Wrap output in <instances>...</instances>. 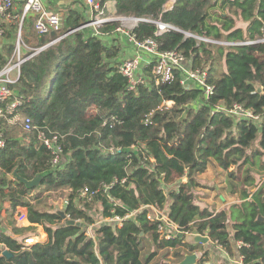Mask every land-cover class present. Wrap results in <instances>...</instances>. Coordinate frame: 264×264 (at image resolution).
<instances>
[{
    "label": "trees",
    "instance_id": "trees-1",
    "mask_svg": "<svg viewBox=\"0 0 264 264\" xmlns=\"http://www.w3.org/2000/svg\"><path fill=\"white\" fill-rule=\"evenodd\" d=\"M108 1L101 0L102 6ZM115 1L118 15L177 27L156 35L155 23L140 21L133 33L139 39L156 38L161 50L178 49L194 68H207L214 93L207 99L203 89L183 85L180 71L172 81L156 85L151 66L145 69L148 82L129 91L118 70L122 46L118 38H105L117 31L119 21L107 22L98 35L88 28L70 33L85 20L83 10L69 9L60 32L36 34L34 49L46 47L22 65L21 111L48 137L57 136L62 159L52 163V152L40 143L37 130L22 129V141L2 120L7 143L0 154V213L7 202L11 213L26 207L30 221L43 225L48 239L24 248L23 241L2 230L0 264H153L165 249H173L181 260L183 253L201 246L186 240L192 233L208 236L230 253L233 243H240L243 264H264V221L259 219L264 216V182L258 186L252 174L254 167L264 169V122L215 111L222 102L226 108L237 103L264 113V41H258L264 39V0H176L169 10V0ZM186 32L238 44L199 40ZM6 62L0 56V69ZM210 161L230 171V193L240 200L217 213L200 206L195 194ZM15 169L27 179L51 173L41 189L28 188L10 177ZM104 185L109 189L103 190ZM252 187L257 189L252 192ZM84 188L101 191L83 203L78 198ZM64 191L68 218L82 226H63L58 210L48 204ZM98 202L103 218L138 211L122 223L95 226L92 237L86 232L96 223L90 211ZM150 206L163 211L185 236ZM11 225L16 234L32 229L18 227L15 220ZM142 232L151 236L154 247L146 257ZM5 248L14 256L3 255ZM197 264H213L208 251Z\"/></svg>",
    "mask_w": 264,
    "mask_h": 264
},
{
    "label": "built area",
    "instance_id": "built-area-1",
    "mask_svg": "<svg viewBox=\"0 0 264 264\" xmlns=\"http://www.w3.org/2000/svg\"><path fill=\"white\" fill-rule=\"evenodd\" d=\"M84 1L92 11V16L87 21H85L82 26L70 31V33L81 28H88L91 29L94 34L98 35L101 34L100 29L104 24L110 21H119L120 27L116 32L120 31L127 34L130 37V41L136 51L135 56L123 60L118 67L119 72L128 80L129 91L136 90L139 88V86L148 82L149 76H147L145 69L147 66H151V75L154 78L156 85H159L161 82L172 81L175 77V71H180L183 74V85L188 87L195 85L203 89L205 98L207 99L214 93L215 85L209 82V71L207 68H194L191 66L192 61L178 49L167 51L161 50L160 44L156 38L147 37L144 39H139L133 33L134 28L140 21H149L155 23L158 27L156 35H161L171 29L178 30L177 27L161 20H154L146 17H135L118 14L110 15L106 13L105 7L102 6L101 0ZM13 9L14 0H0V35L5 33L4 28H2L3 20L14 18L15 15L13 13ZM30 13L35 15L34 29L38 35H47L53 31L58 33L63 29L64 26L63 15L58 11L51 10L46 7L43 0H26L24 3L22 11L18 16L20 27L16 38V46L14 47V50L6 64L0 69V154L5 149L7 143L4 131L5 127L3 126L2 120H4L7 124L17 122L25 132L34 133L37 130L38 140L52 152V163L57 165L62 159V148L60 145H58L57 136H53L52 138L48 137L45 131L39 130V128L33 123L31 116L21 111V108L24 104V99L18 93V88L16 89L14 87L15 83H19L21 78V68L23 63L46 47L45 45L36 49L33 48L31 53L26 55L23 53L22 46L24 42L22 40V23ZM131 21H133L132 26L126 30L125 25L130 24ZM186 35L193 36L199 40L220 43L218 41L200 37L188 32H186ZM258 41H264V39H260ZM255 42L257 41H248L247 43ZM224 43L225 45L238 44L229 42ZM171 104V101L167 102V105L170 106ZM215 111H227L228 113L234 114L237 117L251 119L256 122H264V113L257 114L237 103L231 108H226L222 102H219L216 105ZM111 119L115 118L112 117ZM114 151L115 148H111V152ZM109 187V185H104L102 189L108 190ZM99 191L101 190H90L89 188H84L81 190L80 196L87 201H91ZM150 208H152L157 215H160L162 219L174 226L175 231H179V226L173 222L170 223V219L163 211H160L153 206H150ZM137 211H134L125 217L114 216L105 218L104 222L122 223L125 219L131 217ZM16 223L19 226H24L25 229L36 225V223L30 221L28 212L24 207H18ZM160 228L163 229V227ZM171 237L172 235L168 234L167 238ZM41 238L43 237L37 234L25 236L23 238L24 248L39 242H45ZM240 258L242 260L241 256Z\"/></svg>",
    "mask_w": 264,
    "mask_h": 264
},
{
    "label": "crops",
    "instance_id": "crops-1",
    "mask_svg": "<svg viewBox=\"0 0 264 264\" xmlns=\"http://www.w3.org/2000/svg\"><path fill=\"white\" fill-rule=\"evenodd\" d=\"M175 1L176 0H169L165 4V9L166 10L172 9ZM25 2L26 0H14V9H13V13L15 15L14 18L4 19L2 23V28H4L5 33L3 35H0V56H4L7 59V61L10 58V55L12 54L14 47L16 46V40H17L16 38L20 27L18 16L22 11ZM43 2L46 5V7H48L49 9L60 12L63 15V18H65V16L68 14L69 9H80L81 11L83 10V14H84L83 20L86 21L92 16V11L90 10L89 6H87L84 0H43ZM105 11L110 15L117 14L116 1L115 0L108 1L105 4ZM34 23H35V15L33 13H30L22 23V40L24 42L22 46V50L25 55L31 52V50L34 48V43L36 41L35 35L37 33L34 29ZM105 38L106 41H110L112 39L118 38V41L122 46L120 55L117 58L119 63H121L125 59H129L135 56L136 54L135 48L133 47L130 41V37L127 34L119 31L113 34H108L106 35ZM224 205L219 207L217 210L215 209L214 212L217 213L218 211L230 206V205L229 206L227 205L224 206ZM11 209H12L11 204L7 202L5 204V207L0 213V233L2 230H4L9 235L12 234V236L17 238L19 241H23L24 238V236L22 235L23 233L16 234L12 230L11 221L15 220L16 222V214L13 212L14 216H12ZM17 226L21 227L19 225ZM38 226L41 229L43 225L36 224L33 227H38ZM191 235L193 234H188V236ZM41 239L47 241L48 238H41ZM201 244L203 245L202 247L204 248V250L208 251V258L210 260V263L243 264L238 251L241 245L240 243H233V248H234L233 253L228 252L222 246L215 245L211 240L208 243H201Z\"/></svg>",
    "mask_w": 264,
    "mask_h": 264
},
{
    "label": "rangeland",
    "instance_id": "rangeland-1",
    "mask_svg": "<svg viewBox=\"0 0 264 264\" xmlns=\"http://www.w3.org/2000/svg\"><path fill=\"white\" fill-rule=\"evenodd\" d=\"M132 24H133V21H131L130 24L125 25L126 30H128L129 27L132 26ZM237 25L244 27L246 26V23L239 22ZM220 43L225 44L224 42H220ZM9 125L12 126L13 130L18 133V135L20 136V138H22V141H23L24 136L22 137V135L24 131L22 132V127L20 126V124L17 122H14ZM244 170L245 168L242 171ZM252 174L255 176L256 181L258 182V186H260L264 182V169H261L259 166H257L256 168L254 167ZM10 177L14 179L12 174L10 175ZM229 179H230V171H226L223 168H221V166L216 161H210L206 172L199 175L198 181L202 184V187L198 188L195 191L197 203L202 207H207L209 210L214 211L215 209L217 210L219 207L223 206L224 203L225 205L229 206L233 203L240 202V200L236 199L238 198V194H235L234 196H232L230 193ZM38 189H41V187H39ZM238 189L240 190V186L238 187ZM256 189L257 188L252 187L251 191L253 192ZM34 193H36V191H34ZM221 195L224 197L225 200L222 199ZM67 199H68V191H64L63 195L57 196L56 199H50L48 204H51L54 209L65 210L66 205H67ZM78 199H80V201L83 203L86 202V200L81 197ZM24 208L26 209V207ZM101 209H102L101 203L98 202V203H95L94 209L90 211V214H92V216L96 218L95 219L96 223H94L93 225H90L87 229L86 233L90 236L95 237L93 228L103 223L105 220V218L102 217ZM17 212H18V209L14 211L15 214H17ZM153 212L154 214H156L154 210ZM14 213H12V216H14ZM21 227L24 228V226H21ZM31 228L32 229H29L26 231L24 230L22 235L25 237V236H29V234H37L43 238H47V234L43 226L41 227V229L39 226L31 227ZM142 236L143 238H146L144 240V247H145L144 257H146L148 254L152 252L154 247L152 245L150 235H145L144 233V235ZM201 247H202V244L201 246H199V250H197V252L199 253L198 262L202 259ZM178 261L180 260L179 258L174 256L173 249H165V250H160L158 252V255L154 258L153 264L157 262L159 263L163 262V264H175Z\"/></svg>",
    "mask_w": 264,
    "mask_h": 264
},
{
    "label": "water",
    "instance_id": "water-1",
    "mask_svg": "<svg viewBox=\"0 0 264 264\" xmlns=\"http://www.w3.org/2000/svg\"><path fill=\"white\" fill-rule=\"evenodd\" d=\"M85 23V22H84ZM83 23V24H84ZM82 24V25H83ZM52 35H55V32L53 31L51 33ZM19 86V83L16 82L14 87L17 89ZM259 91H261V87L258 86L257 87ZM1 172V171H0ZM49 173H51V171H44L41 173L36 174L32 179H27L23 176H21L18 172V169H15L12 173L14 179H17L21 182H23L28 188H39L41 187L42 181L45 178V176H47ZM222 199L224 200V197L222 196ZM58 213L61 215V217L63 218L64 222H63V226L66 225H79L82 226L83 223L80 221H75L73 219L68 218L67 214H66V210H58ZM259 219L261 221H264V216L259 215ZM179 235L181 237L185 236V233L182 231H178ZM141 235H144V232L141 233ZM187 241L192 243V244H197V243H208L210 241V238L208 236H203L201 234H194L191 236L187 235ZM3 255L7 256V257H13V253L9 251V249H4L3 250ZM198 258H199V253L197 251L195 252H185L183 253V258L178 261L175 264H197L198 262Z\"/></svg>",
    "mask_w": 264,
    "mask_h": 264
}]
</instances>
